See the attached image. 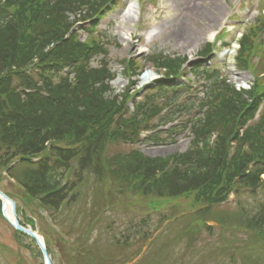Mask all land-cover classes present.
<instances>
[{
  "label": "trees",
  "instance_id": "16d2710c",
  "mask_svg": "<svg viewBox=\"0 0 264 264\" xmlns=\"http://www.w3.org/2000/svg\"><path fill=\"white\" fill-rule=\"evenodd\" d=\"M113 2L0 0V169L18 162L8 176L23 198L56 214L62 205H74L80 198L86 172L96 175L106 169L122 192L159 201L191 199L195 215L202 218L231 192L237 196L240 191L264 190V107L258 120H252L264 98L261 18L246 28L235 59L238 69L254 76L251 91L236 92L218 69L194 65L204 82V97L183 125L182 131L191 137L184 153L153 158L131 150L107 159L106 166L100 164L107 144H135L140 132L155 131L152 121L164 110L160 125L175 121L180 112L175 100L186 91L175 84L184 59L160 56L154 61L164 74L154 90L138 101L131 89L113 94L109 82L115 74L105 44L90 36L81 42L72 31L76 22L104 13ZM208 53L206 46L201 56ZM99 55L100 67H91ZM253 57L262 63L260 69L251 63ZM122 64L127 73L136 74L137 63ZM65 69L74 74L72 80ZM128 102L133 103L132 112ZM177 126L167 129L165 139L152 135L147 140L173 142ZM17 212L22 214L19 208ZM25 222L33 224L32 219ZM245 228L264 248V204ZM46 246L50 251L48 239ZM96 257L101 259L97 253L87 254L88 259Z\"/></svg>",
  "mask_w": 264,
  "mask_h": 264
},
{
  "label": "rangeland",
  "instance_id": "374dc122",
  "mask_svg": "<svg viewBox=\"0 0 264 264\" xmlns=\"http://www.w3.org/2000/svg\"><path fill=\"white\" fill-rule=\"evenodd\" d=\"M137 1L117 0L94 28L102 42L108 41L109 68L118 76L111 84L115 93L127 87L123 77L126 72L122 71L125 59L148 65L137 78L136 88L140 89L157 77L144 58H150L151 63H154L151 57L156 59L157 55L194 61L201 47L211 41L212 34L223 32L224 41L229 43L244 33L256 18L260 1L264 3V0H142L138 6ZM128 15L131 20H123ZM230 29L232 32L228 33ZM85 37L82 33L81 40ZM222 56V53L215 54L213 58V64L220 65L221 70L226 66L221 65ZM100 59L92 61V67L99 66ZM251 63L261 68L262 63L255 57ZM228 64L229 70L225 71L232 83L245 87L253 81L248 71H233L232 58ZM184 76L189 82L184 83L186 94H181L175 102L180 111L175 117V124L179 123L175 141L134 146L146 156L164 158L183 153L189 146L191 138L187 131H182L183 125L197 113L203 93L194 89L198 84L189 66ZM132 148L121 143L109 144L102 159L99 158L100 164L106 166L107 159L110 162L114 155L125 154ZM107 171L99 172L101 176L84 174L80 199L59 216L62 233L34 202L23 198V191L3 176L1 169L0 190L10 194L23 220L32 218L36 231L49 239L54 264H76V259L80 264H130L136 256L135 264H264V248L255 244L251 232L245 228L246 221L264 204V190L231 195L226 203L213 207L202 218L194 214L191 199L159 201L122 192L118 183L106 176ZM76 172L75 169L73 177ZM166 220L170 221L163 225ZM31 242L25 237H16L0 215V264H43ZM96 253L102 255L101 259L87 258V254Z\"/></svg>",
  "mask_w": 264,
  "mask_h": 264
},
{
  "label": "water",
  "instance_id": "95a60500",
  "mask_svg": "<svg viewBox=\"0 0 264 264\" xmlns=\"http://www.w3.org/2000/svg\"><path fill=\"white\" fill-rule=\"evenodd\" d=\"M0 200L2 202V205L6 204V202H9L10 203V207H11V214H12V221H10V219L7 217L6 215V210L3 208L2 209V215L3 217L9 221V223L12 225V227L17 230V231H20L22 233H25L26 235L30 236L32 239L35 240L37 246L39 247L40 249V252H41V255H42V258H43V261H44V264H51L50 263V260L47 256V253H46V250L43 246V244L38 240V238L36 237V235L31 231V230H28V229H23L22 227H20V225L18 224V221L16 219V213H15V205L12 201H10L6 196H4L1 192H0Z\"/></svg>",
  "mask_w": 264,
  "mask_h": 264
},
{
  "label": "bare ground",
  "instance_id": "6f19581e",
  "mask_svg": "<svg viewBox=\"0 0 264 264\" xmlns=\"http://www.w3.org/2000/svg\"><path fill=\"white\" fill-rule=\"evenodd\" d=\"M132 9H133V7H132ZM130 11H131V9H130ZM123 20H128V21L131 20L130 15H128V17L124 16V17H123ZM122 38H123V37H122Z\"/></svg>",
  "mask_w": 264,
  "mask_h": 264
}]
</instances>
